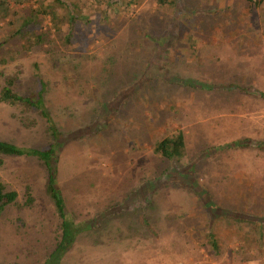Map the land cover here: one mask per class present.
<instances>
[{"label":"rangeland","instance_id":"obj_1","mask_svg":"<svg viewBox=\"0 0 264 264\" xmlns=\"http://www.w3.org/2000/svg\"><path fill=\"white\" fill-rule=\"evenodd\" d=\"M71 1L90 21L66 44L59 11L61 32L52 35L59 51L26 52L23 36H12L43 0L12 4L0 19V54L13 57L0 64V91L16 77L14 94L34 93L39 72L45 106L66 140L58 185L67 208L76 223L109 216L106 230L102 221L83 233L61 264H264V149L215 151L241 139L264 142V0ZM39 20L36 32L52 27L50 18ZM147 71L159 74L143 82ZM22 114L0 102V141L46 148L48 123L29 112L35 122L24 126ZM96 119L100 131L91 133ZM180 132L182 158L168 163L153 152ZM3 161L0 182L18 199L0 219V264L44 263L62 231L45 171L32 158ZM194 162L206 199L231 215L211 228L186 186L154 187L166 169Z\"/></svg>","mask_w":264,"mask_h":264},{"label":"trees","instance_id":"obj_2","mask_svg":"<svg viewBox=\"0 0 264 264\" xmlns=\"http://www.w3.org/2000/svg\"><path fill=\"white\" fill-rule=\"evenodd\" d=\"M249 1L253 2V0ZM46 2H48L47 5ZM99 2L101 3V0ZM22 3L23 0H0V19L4 21L9 18V16H11L12 4L18 5ZM255 4L256 3H254V5ZM41 5L42 6L40 9H29L28 14L22 18L21 26H19L16 29L15 33L12 35L23 36V39H25L26 41V44L24 46L26 52H29L33 49H45L48 45V52H53L56 49L57 51H59V46L57 45L55 38L52 37L54 32H61V26L59 27V23L62 21L58 16L59 11L64 10V12H66L63 19L64 23L66 24L65 37L63 41L66 44H70L72 38L75 37L73 35V30L76 27L82 24L87 25L90 21L89 16H86L83 13L82 9L79 8L78 5L73 3L71 0H43ZM40 15L50 18L52 24V27H49L42 33H38L35 30V27L37 25H40ZM12 58L2 56L0 54V64L6 65L8 60H13ZM65 58L67 59V55L64 56V59ZM158 74L159 72L157 71V74H154L155 77ZM154 75L149 71H147V73L143 72V82L146 79H151ZM34 76L37 79L39 88L36 90V92L30 93L26 96H19L13 93L12 88L15 85L16 77L6 78L4 81V86L0 91V102L5 103L10 107L20 108L21 112L23 113L22 116L25 118H21L19 119V121L24 126H31L35 122L29 117L27 118L26 114L29 112H37L40 117L44 121H46V123H48L52 142L46 148L41 149L25 148L17 145L14 142L0 141V167L3 166V159L5 158H32L37 160L43 167L46 175L45 192L49 200L51 201L55 212L61 220L60 227L62 231L60 240L55 245L54 250L48 255V258L45 260V262L41 264H61L70 248L73 246L75 241L82 236L83 233L90 232L96 224H99L102 221L105 222V226L101 229L106 230L107 225L110 224L108 219L109 216L108 213L106 215L101 214L102 216L99 215L89 221L76 223L71 212L68 210L65 198L58 185V161L62 147L66 144L65 136L58 131L48 113L47 107L45 106L44 96L47 86L46 83L42 80V77L38 71ZM161 80L164 82H168V75L166 73L164 75H161ZM129 94L132 95L130 91ZM261 96L264 98V95ZM117 99L121 101L123 100V96H121V99ZM100 119H96L97 121L93 122V124L91 123L92 125L89 124L90 128H88L91 130V133L95 130L100 131L99 129H96L97 124L101 123ZM77 132L79 133V131ZM86 132L90 133L89 131ZM249 146H254L258 149H264V142H256L250 139H241L239 141L227 144L223 147H217L215 151ZM153 152L156 155L160 156L162 159L166 160V162L168 163L176 162L178 159L182 158L184 152H186L184 134L180 132L178 134H175L173 137H167L161 141L156 142ZM194 161L196 162V160ZM195 162L191 164L187 169L182 168V170L180 171H177L175 169H166L160 175V177L156 179L154 187L158 190L162 188V186L171 184L186 186V188H188V190H191L192 193L198 198V203L206 208V212H208L207 215L209 216L207 223L211 228L214 220L218 219L217 217H231V215L228 213V210L216 206L212 198L206 199L205 194L207 195L208 192L203 191L202 186H199L196 181L195 167L197 164ZM144 184H146V182ZM29 192V189H27V206H31L33 202V199ZM17 199L18 194L15 191H7L5 185L0 182V219L6 208L16 204ZM209 236L212 244L215 245L216 241H214V236L212 234H209Z\"/></svg>","mask_w":264,"mask_h":264},{"label":"crops","instance_id":"obj_3","mask_svg":"<svg viewBox=\"0 0 264 264\" xmlns=\"http://www.w3.org/2000/svg\"><path fill=\"white\" fill-rule=\"evenodd\" d=\"M254 1V0H253ZM250 2V1H249Z\"/></svg>","mask_w":264,"mask_h":264}]
</instances>
